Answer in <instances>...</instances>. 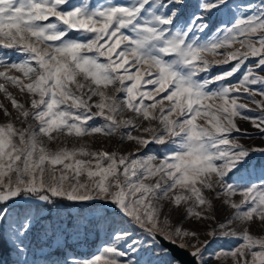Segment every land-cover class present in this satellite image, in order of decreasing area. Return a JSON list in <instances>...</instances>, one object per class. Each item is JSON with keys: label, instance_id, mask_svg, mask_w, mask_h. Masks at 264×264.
Segmentation results:
<instances>
[{"label": "snow or ice", "instance_id": "snow-or-ice-1", "mask_svg": "<svg viewBox=\"0 0 264 264\" xmlns=\"http://www.w3.org/2000/svg\"><path fill=\"white\" fill-rule=\"evenodd\" d=\"M0 120V264H264V0H0Z\"/></svg>", "mask_w": 264, "mask_h": 264}, {"label": "rangeland", "instance_id": "rangeland-1", "mask_svg": "<svg viewBox=\"0 0 264 264\" xmlns=\"http://www.w3.org/2000/svg\"><path fill=\"white\" fill-rule=\"evenodd\" d=\"M190 2L195 3V0H190ZM213 19H215V18H213ZM0 122H2V120H0ZM242 127L248 128L249 131H253V129H251L250 125H248V124H242ZM242 143H244L246 145H261V144H264V141H261L259 139H253V140H243ZM81 239H83V235L81 236ZM103 242H104V231L101 228L99 235H97L95 233V231H93L91 234H89L86 242L83 243L80 247H78L77 251L81 252V253H85V254L95 253L97 248ZM230 246L231 245L226 244L223 241H216L210 245V249L211 250H218L221 247H230ZM5 258H6V255H5Z\"/></svg>", "mask_w": 264, "mask_h": 264}, {"label": "trees", "instance_id": "trees-1", "mask_svg": "<svg viewBox=\"0 0 264 264\" xmlns=\"http://www.w3.org/2000/svg\"><path fill=\"white\" fill-rule=\"evenodd\" d=\"M5 255H6V253H5Z\"/></svg>", "mask_w": 264, "mask_h": 264}]
</instances>
